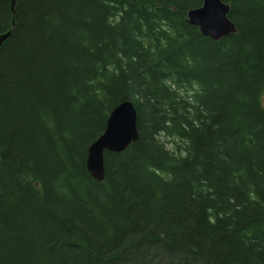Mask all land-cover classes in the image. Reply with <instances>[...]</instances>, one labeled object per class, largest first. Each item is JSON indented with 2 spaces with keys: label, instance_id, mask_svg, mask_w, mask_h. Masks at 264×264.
<instances>
[{
  "label": "trees",
  "instance_id": "16d2710c",
  "mask_svg": "<svg viewBox=\"0 0 264 264\" xmlns=\"http://www.w3.org/2000/svg\"><path fill=\"white\" fill-rule=\"evenodd\" d=\"M220 1L214 42L203 0H0V264H264V0Z\"/></svg>",
  "mask_w": 264,
  "mask_h": 264
},
{
  "label": "water",
  "instance_id": "95a60500",
  "mask_svg": "<svg viewBox=\"0 0 264 264\" xmlns=\"http://www.w3.org/2000/svg\"><path fill=\"white\" fill-rule=\"evenodd\" d=\"M16 0H10L13 10ZM229 6L220 0H203L201 6L187 13V25L198 30L199 34L218 42L236 33L228 19ZM11 32L0 36V46ZM138 138L136 112L130 102L118 104L109 113L101 136L89 147L86 170L90 177L101 182L104 177V153L119 154L125 151Z\"/></svg>",
  "mask_w": 264,
  "mask_h": 264
},
{
  "label": "rangeland",
  "instance_id": "374dc122",
  "mask_svg": "<svg viewBox=\"0 0 264 264\" xmlns=\"http://www.w3.org/2000/svg\"><path fill=\"white\" fill-rule=\"evenodd\" d=\"M163 142L165 143L166 148L171 151L174 150L177 145L181 146L179 141H177L176 139L173 142L170 139L168 140L165 139L163 140Z\"/></svg>",
  "mask_w": 264,
  "mask_h": 264
},
{
  "label": "bare ground",
  "instance_id": "6f19581e",
  "mask_svg": "<svg viewBox=\"0 0 264 264\" xmlns=\"http://www.w3.org/2000/svg\"><path fill=\"white\" fill-rule=\"evenodd\" d=\"M7 33H8V32H7ZM5 34H6V33H5ZM1 36H2V35H1ZM123 103H124V102H123ZM120 104H121V103H120ZM100 136H101V135H100ZM100 136H99V137H100ZM91 145H92V144H91ZM88 149H89V148H88ZM87 155H88V150H87ZM86 159H87V158H86ZM85 166H86V162H85Z\"/></svg>",
  "mask_w": 264,
  "mask_h": 264
}]
</instances>
